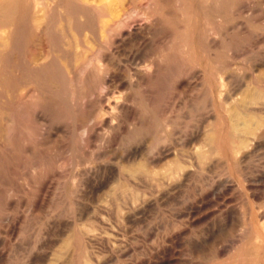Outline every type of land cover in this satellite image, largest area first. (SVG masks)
I'll return each mask as SVG.
<instances>
[{
  "label": "rangeland",
  "instance_id": "1",
  "mask_svg": "<svg viewBox=\"0 0 264 264\" xmlns=\"http://www.w3.org/2000/svg\"><path fill=\"white\" fill-rule=\"evenodd\" d=\"M8 4L0 264H264V0Z\"/></svg>",
  "mask_w": 264,
  "mask_h": 264
},
{
  "label": "bare ground",
  "instance_id": "2",
  "mask_svg": "<svg viewBox=\"0 0 264 264\" xmlns=\"http://www.w3.org/2000/svg\"><path fill=\"white\" fill-rule=\"evenodd\" d=\"M7 1V0H6ZM85 1V0H84ZM91 1V0H90ZM100 1V0H99ZM108 1V0H107ZM102 2V1H101ZM1 4H3V3H1ZM13 4V3H12ZM13 5H15V4H13ZM42 5H43V3H42ZM118 3H117V7H118ZM123 5V4H122ZM1 6V5H0ZM98 6V8L100 9V7H99V5H97ZM115 6V3H114V5L112 6V7H114ZM117 7H115V9L114 8H112L111 9V7H110V9H111V11H109V12H111V14L112 13H116L117 15H118V13H117V10H119L120 8H117ZM121 7V6H120ZM123 7V6H122ZM107 8V7H106ZM44 9V8H43ZM121 11V10H120ZM123 11H125L124 9H123ZM11 12H13L12 11V6L11 5H7V6H1L0 7V22L1 21H3L4 22V20H6V17H8V16H10V13ZM42 12H44V11H42ZM39 13H40V11H39ZM121 13V12H120ZM127 13V12H126ZM41 14V13H40ZM110 14V13H109ZM111 14H110V16H111ZM45 15V14H44ZM116 15V17L118 18V16H120V15H118L117 16ZM113 16V15H112ZM111 16V17H112ZM115 16V15H114ZM116 17H115V19H116ZM42 18V17H41ZM122 18V17H121ZM37 20V19H36ZM36 20H34L35 22H37ZM39 20V19H38ZM102 21V20H101ZM117 21V20H116ZM43 22V21H42ZM105 22H107V21H105ZM105 22H103V23H105ZM111 22V21H110ZM117 22H119V21H117ZM39 23V22H38ZM106 24V23H105ZM104 24V25H105ZM113 24V23H112ZM116 23H114L113 25H115ZM118 24V23H117ZM122 24V23H121ZM104 25H103V27H104ZM109 25V24H108ZM119 25V24H118ZM117 27V26H116ZM2 32V31H1ZM7 36V35H6ZM6 39V38H5ZM4 39V40H5ZM5 43V44H4ZM4 43H2V42H0V44H4L5 46L6 45H8V44H6V42H4ZM4 45L3 46H1L0 48H2V47H4ZM7 47V46H6ZM6 47H4V48H6ZM78 53V52H77ZM79 56H80V54H79ZM82 56V55H81ZM79 58H81V57H79ZM79 61V60H78ZM70 62V61H69ZM76 62H77V59H76ZM84 62V61H83ZM36 67V66H35ZM11 89H13V88H11ZM10 90V89H9ZM11 93V92H10ZM8 95V94H7ZM84 130V129H83ZM86 134V133H85ZM131 161V160H130ZM134 174V173H133ZM132 176V175H131Z\"/></svg>",
  "mask_w": 264,
  "mask_h": 264
}]
</instances>
